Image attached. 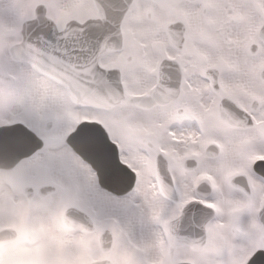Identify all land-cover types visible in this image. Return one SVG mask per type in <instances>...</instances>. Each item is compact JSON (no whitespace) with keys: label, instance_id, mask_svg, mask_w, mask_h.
<instances>
[{"label":"snow or ice","instance_id":"1","mask_svg":"<svg viewBox=\"0 0 264 264\" xmlns=\"http://www.w3.org/2000/svg\"><path fill=\"white\" fill-rule=\"evenodd\" d=\"M22 202L165 264H264V0H0V211Z\"/></svg>","mask_w":264,"mask_h":264},{"label":"flooded vegetation","instance_id":"2","mask_svg":"<svg viewBox=\"0 0 264 264\" xmlns=\"http://www.w3.org/2000/svg\"><path fill=\"white\" fill-rule=\"evenodd\" d=\"M30 209L29 204L22 205L20 211H16V222H10L16 233L13 240L19 239L25 248H31L37 242L40 244V247L33 248L31 252L27 253L29 257L35 254V258L23 260L20 264H68L69 262L87 264L90 262V231H80L82 233L81 238L72 245L67 241L62 243V237H58L54 243H44L46 241L45 230H42L39 220L34 221L32 219L33 215ZM68 233H73V230H69ZM33 239L34 242L30 244L29 242ZM63 239L69 240L67 235Z\"/></svg>","mask_w":264,"mask_h":264},{"label":"rangeland","instance_id":"3","mask_svg":"<svg viewBox=\"0 0 264 264\" xmlns=\"http://www.w3.org/2000/svg\"><path fill=\"white\" fill-rule=\"evenodd\" d=\"M177 14H182V10L177 9ZM180 12V13H179ZM23 204H20L16 207H12L10 211L4 212L0 211V226L10 223V222H16L17 220V214L16 211H20L19 209L22 207ZM27 204H24V206ZM68 206L65 204L63 207H61L60 212L57 214V229L64 228L60 221V213L63 211V209ZM45 228V225L42 226ZM102 229L95 228L94 231L90 232V260L93 258H99V257H109L114 264H140V262L143 260L142 263L144 264H165V261L167 258L171 255L169 253L168 247L164 244L163 241H160L162 243V248H159L158 252V258L156 260L145 259V249H140L139 244L141 242H134L132 240H129L125 237H121L119 235V232L116 230L112 231L113 234V244L111 249L107 252L101 251L98 246V235ZM63 231V229H62ZM60 231V234H62ZM49 242L52 243L53 237L50 235H47ZM48 242V241H47ZM68 253V252H67ZM144 258V259H143ZM30 260L32 258H29ZM180 259H183L181 257ZM73 262H69L68 264H72ZM141 263V264H142Z\"/></svg>","mask_w":264,"mask_h":264},{"label":"bare ground","instance_id":"4","mask_svg":"<svg viewBox=\"0 0 264 264\" xmlns=\"http://www.w3.org/2000/svg\"><path fill=\"white\" fill-rule=\"evenodd\" d=\"M60 209L58 211H56V213L54 215H50V216H37L34 213V211L32 210V208L30 210L32 211V215H33L32 219L34 221L39 220L41 222L42 226L45 225V228H43L42 226L41 227L45 230V233L47 235H50V236H54L55 235L54 237H59L60 236V231L57 230V223H58L57 214L59 213ZM33 220H32V222L34 223ZM73 233H71L73 235H71L70 233L67 234L69 240H71V239H80L81 238V235H82L81 232L75 231ZM44 236H45V234H44ZM139 247L142 250L145 249V252H146L145 259H150L151 258L150 261H152V260H156L158 258L159 248H162V243L160 241L159 242L153 241L152 243L141 242V244H139ZM33 248H36V247H31V248H28V249H31V251H32ZM142 262H143V260L140 262V264ZM142 264H144V263H142ZM154 264H158V263H154Z\"/></svg>","mask_w":264,"mask_h":264},{"label":"water","instance_id":"5","mask_svg":"<svg viewBox=\"0 0 264 264\" xmlns=\"http://www.w3.org/2000/svg\"><path fill=\"white\" fill-rule=\"evenodd\" d=\"M75 214L71 213V214H66V211L63 215V222L69 226V227H76L79 229H93V228H89L87 222H81V219L79 217H77L76 219L73 218ZM2 233V232H1ZM1 233H0V237H1ZM112 237L111 234L109 235L108 233H103L100 236V246L102 249L107 250L110 248L111 245V241H112ZM9 238V236H8ZM90 264H113L109 259H102V260H96L91 262Z\"/></svg>","mask_w":264,"mask_h":264},{"label":"clouds","instance_id":"6","mask_svg":"<svg viewBox=\"0 0 264 264\" xmlns=\"http://www.w3.org/2000/svg\"><path fill=\"white\" fill-rule=\"evenodd\" d=\"M18 256L20 259L17 261V264H20L21 261L29 259V258H35V254H33L31 257L28 256V254L21 252H18ZM7 264V262H5Z\"/></svg>","mask_w":264,"mask_h":264}]
</instances>
